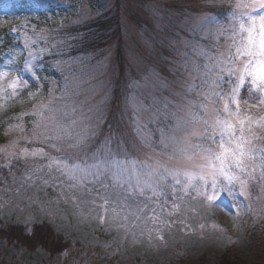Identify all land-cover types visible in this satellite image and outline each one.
Listing matches in <instances>:
<instances>
[{
  "label": "rangeland",
  "instance_id": "374dc122",
  "mask_svg": "<svg viewBox=\"0 0 264 264\" xmlns=\"http://www.w3.org/2000/svg\"><path fill=\"white\" fill-rule=\"evenodd\" d=\"M237 2L15 0L6 6L7 11L10 5L33 7L25 13L15 7L14 20L0 21L27 49L25 57L15 56L0 67L9 72L0 81V123H6L0 137V264H264V169L256 167L243 189L237 186L233 196L218 201L194 191L184 195L179 186L173 194L171 179L162 182L158 176L151 177L156 195L145 190L120 200L99 185H87L91 191L71 186L55 166L49 170V156L73 153L52 149L49 145L57 142L38 135L37 127L51 117L74 135L90 136L81 158L138 144L129 154L139 161L195 170L198 160L188 159L191 148L179 143H196L186 127L201 133L204 127L189 123L193 112L203 115L197 106L205 102L203 69L195 68L208 62L201 50L223 57L234 52L229 37ZM228 7L225 16H217ZM101 15L114 20V37L87 55L76 54L66 38L86 24L92 27ZM207 16L215 26L202 24ZM29 61L35 76L25 70ZM17 76L27 83L13 94L7 85ZM208 108L210 119L213 105ZM241 109L257 121L264 118V106L249 108L242 102ZM252 130L258 137L253 145L264 148V127L254 124ZM161 133L178 143L163 147ZM38 148L46 155H30ZM26 223L34 225L31 235ZM38 226L51 228L70 247L52 255L49 248L11 243L18 234L29 242L39 240Z\"/></svg>",
  "mask_w": 264,
  "mask_h": 264
},
{
  "label": "snow or ice",
  "instance_id": "6c2138e0",
  "mask_svg": "<svg viewBox=\"0 0 264 264\" xmlns=\"http://www.w3.org/2000/svg\"><path fill=\"white\" fill-rule=\"evenodd\" d=\"M202 24L215 26L216 21L212 16H207L202 18ZM223 31L222 26L217 28L218 35ZM229 38L232 39L234 52L227 57L214 56L203 50L199 52V55L205 56L208 61L195 68L198 72L203 69L202 86H206V91L201 94L204 95L205 102L197 106L203 115L193 112L189 123H202L204 127L202 133L188 130L186 127L188 135L194 138L196 143L187 139L179 141L191 148L193 155L188 156V159L195 157L198 160L195 170L181 172L170 170L159 162L151 165L139 161L129 154L130 151L139 149L138 144L118 148L116 153L109 150L106 156L103 153L97 156L95 151H92L81 158L79 153L87 150V141L91 137L83 132L74 135L71 129L53 121L51 117L47 124L42 122L37 125L41 129L38 135L45 136L47 140L54 139L57 143L63 142L61 147H57V143L49 145L57 152L67 149L73 154L49 156V170L55 166L61 175L73 182L71 186L91 191L87 185L90 184L93 188L99 185L106 191L112 190L120 200L137 193L144 195L145 190L156 195L157 185L151 183L153 176H158L162 182L171 179L173 194L179 186L184 195L194 191L209 202L218 201L224 195L233 196L237 186L243 189L247 184L245 177H250L256 167L264 169V148L253 145V140L258 137L253 135L252 130L254 124L264 127V118L257 121L241 109L242 102L249 108L264 106V0H250L247 3L238 0L231 14ZM25 46L27 47V44ZM25 70L35 76L31 61L26 62ZM8 75V70H0V81ZM225 76L228 77L227 80ZM26 83L17 76L7 87L13 89L15 94L17 86ZM225 84L227 88L224 87ZM245 91L247 99L244 98ZM209 103L213 105L210 119ZM43 120L41 114V121ZM75 123L72 121L73 125ZM49 130L54 136L45 135ZM159 143L167 148L168 144H176L178 141L175 136L161 133ZM178 150L183 153L186 148ZM173 151L177 149L174 148ZM24 155H29L27 149L24 150ZM30 155L43 157L46 153L44 148H38ZM102 199L107 204V196ZM24 228L25 232L31 235L34 225L26 223Z\"/></svg>",
  "mask_w": 264,
  "mask_h": 264
},
{
  "label": "trees",
  "instance_id": "16d2710c",
  "mask_svg": "<svg viewBox=\"0 0 264 264\" xmlns=\"http://www.w3.org/2000/svg\"><path fill=\"white\" fill-rule=\"evenodd\" d=\"M120 1V0H117ZM133 1V0H132ZM142 1H149V0H142ZM4 4L3 0H0V8ZM17 8L18 13H25V10H30L31 7L26 5L24 7H21L19 5H13V8L11 9L10 13L4 14L3 17L5 19V22L7 20L11 19L14 20L15 16L12 15V10L14 8ZM101 15L98 20L96 19L94 22L91 21L92 27L86 24L83 28L77 30L72 35L66 38L67 42L69 44H73V50L76 54H83L87 55L90 51H94L103 47V45H106L108 41H111L114 37L113 31L111 30L113 27L114 20L113 19H105ZM141 26V24H140ZM91 29V30H89ZM7 25L6 26H0V63H6V57H9V60L11 58H15V56L21 55L22 57H25L27 55V50L21 51L20 47V39H17L19 35H14V33L11 31ZM95 31V32H94ZM21 37V36H20ZM26 49V48H25ZM8 60V61H9ZM6 127V123H0V137L4 132V129ZM43 226V225H42ZM44 227V226H43ZM41 230L40 233L42 235H38L37 237L39 240H35L32 242L26 241L25 236H21L20 234L16 235L15 237H11L10 241L17 243L18 245L22 246H29V247H43V248H49L50 253L52 255H57L67 249V247H70V243H67L61 236L55 234L52 229L49 227H46L44 229L40 228V226L35 228V231Z\"/></svg>",
  "mask_w": 264,
  "mask_h": 264
}]
</instances>
